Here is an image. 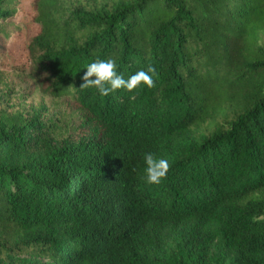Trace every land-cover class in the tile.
Listing matches in <instances>:
<instances>
[{
	"label": "trees",
	"instance_id": "16d2710c",
	"mask_svg": "<svg viewBox=\"0 0 264 264\" xmlns=\"http://www.w3.org/2000/svg\"><path fill=\"white\" fill-rule=\"evenodd\" d=\"M34 0L36 92L75 113L89 138L41 165H0V249L35 264H264V0ZM15 0H0V60ZM112 59L152 87L101 96L85 67ZM5 72L0 85L11 93ZM94 79V77L90 78ZM0 155L36 143V118L0 111ZM204 125L201 144L180 135ZM168 160L148 183L143 154ZM34 231L29 245L11 244Z\"/></svg>",
	"mask_w": 264,
	"mask_h": 264
},
{
	"label": "rangeland",
	"instance_id": "374dc122",
	"mask_svg": "<svg viewBox=\"0 0 264 264\" xmlns=\"http://www.w3.org/2000/svg\"><path fill=\"white\" fill-rule=\"evenodd\" d=\"M34 0H15L13 4L14 15L7 21L16 27V34L8 38L4 47V57L0 60V69L5 72L4 79L11 88V93H5L0 85V111L8 119L21 116L30 120L36 118L40 129L36 135V143L29 149L12 156L0 155V165L5 167L41 165L51 156V153L64 144L74 145L85 141L89 135L80 127L73 111L68 112L59 102H51L36 92L28 77L30 69V55L28 51L32 39L39 33V26L35 21ZM85 0H63L64 6H76ZM264 41V36H262ZM3 126V123L0 124ZM215 126L204 125L188 130L179 136L177 141L201 144L215 132ZM264 196V192L262 193ZM34 231L22 233L11 244H22L21 248L29 245ZM174 240L165 235L160 252V259L165 264L170 261V253L175 249ZM219 247L211 251L210 264H219L216 256ZM39 260L28 252L20 251L17 255L0 249V264H35Z\"/></svg>",
	"mask_w": 264,
	"mask_h": 264
},
{
	"label": "clouds",
	"instance_id": "9594fccd",
	"mask_svg": "<svg viewBox=\"0 0 264 264\" xmlns=\"http://www.w3.org/2000/svg\"><path fill=\"white\" fill-rule=\"evenodd\" d=\"M86 71L81 77L82 88H95L101 96H106L115 90H132L137 85L143 83L147 87H152V73L154 69L139 70L130 75L127 79L117 71V65L112 59H97L85 67ZM94 77V79H90ZM144 174L148 183L158 184L166 176L169 170L167 159L157 157L151 152L143 154Z\"/></svg>",
	"mask_w": 264,
	"mask_h": 264
}]
</instances>
